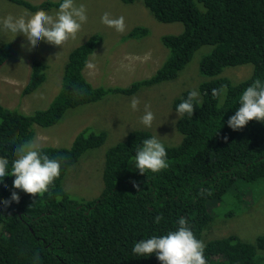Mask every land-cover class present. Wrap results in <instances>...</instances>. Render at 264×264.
<instances>
[{"label":"trees","instance_id":"16d2710c","mask_svg":"<svg viewBox=\"0 0 264 264\" xmlns=\"http://www.w3.org/2000/svg\"><path fill=\"white\" fill-rule=\"evenodd\" d=\"M6 1L31 10L58 3ZM142 2L157 21L182 24L179 33L160 36L169 59L154 76L125 87L93 86L83 71L100 36L90 37L68 52L62 88L48 107L25 114L0 105V157L12 159L17 145L35 138L34 125L57 123L66 107L97 102L107 94H133L156 79H174L200 46L211 45V52L200 62L201 72L209 79L199 87V103L194 104L191 117L174 120L181 139L170 143L158 137L165 145L168 167L145 174L134 168L131 159L136 147L152 136L148 130L135 129L106 151L102 192L90 200L73 198L62 187L66 168L83 151L99 146L106 133L84 128L67 148L39 141L44 153L62 160L60 174L44 193L16 189L17 201L0 204V264H160L153 254L135 256L131 246L147 236L174 230L179 217L203 242L206 264H264V234L254 239L232 233L207 237L214 224L213 207L235 185L257 186L264 192V122L253 119L235 131L225 123L239 106L236 98L242 89L253 79H264V0ZM146 35L141 27L125 37ZM17 39L25 43V37ZM8 50L0 42V63L12 54ZM245 64H251L252 71L240 81L221 75L225 67ZM42 79V69L34 67L21 92L33 90ZM221 86L222 101L211 94ZM188 91L172 98L173 110ZM12 178L4 179L7 188L0 186V201L9 198ZM156 215L161 217L158 223L153 222Z\"/></svg>","mask_w":264,"mask_h":264},{"label":"rangeland","instance_id":"374dc122","mask_svg":"<svg viewBox=\"0 0 264 264\" xmlns=\"http://www.w3.org/2000/svg\"><path fill=\"white\" fill-rule=\"evenodd\" d=\"M76 3L85 5L87 20L76 36L69 38L61 46L41 41L35 49L29 50L26 38L25 43H22L17 39L18 36L11 40L6 32L0 31V42H4L6 48H9L7 53H12L0 63L1 106L17 109L25 114L48 107L62 88L68 52L95 35H99L100 40L86 60L94 67L89 69L85 66L83 71L93 86L125 87L133 82L149 79L169 59L168 50L162 45L160 36L177 34L182 30L180 22L157 21L142 0H76ZM55 9L51 7L47 11L41 10L52 14ZM41 10H31L22 4L0 0V17L7 14L19 16L18 12L34 14ZM104 12L113 18L123 16L124 30L116 32L101 24L100 16ZM141 27L147 30L146 36L131 39L125 37L133 32L138 33ZM211 50V45L200 46L174 79L155 82L158 80L156 79L151 85H141L133 94H107L97 102L66 107L57 123L48 127L33 126L35 138L31 140L37 146H40L38 143L41 141L44 146L70 147L76 135L84 128L106 133L99 146L86 149L66 168L62 187L69 196L90 200L102 192L104 155L128 132L145 129L152 136L157 135L166 142H179L181 135L170 118L175 113L171 100L184 90H199L200 85L209 79L201 72L200 62ZM34 67L42 69L43 79L36 88L22 93ZM251 71V64L228 66L222 70L221 75L237 82L249 76ZM133 97L138 100L135 111L129 108V101ZM145 105H148L154 115L152 127L158 126L157 128L147 129L139 124ZM213 209L214 224L207 232L208 238H219L232 233L243 239H254L257 235L264 234V192L260 187L244 188L238 183L223 195L221 203ZM262 251L261 249L260 252Z\"/></svg>","mask_w":264,"mask_h":264},{"label":"clouds","instance_id":"9594fccd","mask_svg":"<svg viewBox=\"0 0 264 264\" xmlns=\"http://www.w3.org/2000/svg\"><path fill=\"white\" fill-rule=\"evenodd\" d=\"M86 20V8L83 3L78 4L76 0H58L52 14L41 10L34 14L19 16L7 14L0 17V31L6 32L11 40L18 35L25 37L28 49L32 50L41 41L61 46L69 38L76 36ZM100 22L116 32L124 30L123 16L113 18L104 12L100 16ZM85 66L89 69L94 67L91 62H85ZM211 94L220 97L222 101L225 94L223 86L212 89ZM199 95L197 89H190L186 97L175 105L176 114L170 115L172 122L177 116L191 117L194 104L199 103ZM236 102L239 106L225 121L231 130H239L253 119L264 122V79H253L239 93ZM137 104V98L133 97L129 101V108L135 111ZM153 119V112L145 105V110L139 117V124L147 129L157 128L158 126L152 127ZM157 137L153 135L144 138L135 149L131 161L140 174L157 173L168 167L165 145ZM12 154V159L0 157V186L7 188L3 184L4 179L8 176L13 177L9 198L0 201V204L7 205L9 202L17 201L19 197L16 189L26 194L44 193L60 174L62 160L58 157H49L33 140H25L17 145ZM160 220V215L153 218L154 223ZM130 251L138 257L153 254L160 264H206L204 244L194 236L183 217L177 218L174 230L142 238L131 246Z\"/></svg>","mask_w":264,"mask_h":264},{"label":"crops","instance_id":"0c3cea01","mask_svg":"<svg viewBox=\"0 0 264 264\" xmlns=\"http://www.w3.org/2000/svg\"><path fill=\"white\" fill-rule=\"evenodd\" d=\"M41 1H44V0H37V1H35V2H33V3H39V2H41ZM53 8H56V6H53ZM51 9V7L50 8H47V9H43V10H45V11H47V10H50ZM20 15H24V13L23 12H18ZM22 43H24V42H22Z\"/></svg>","mask_w":264,"mask_h":264}]
</instances>
